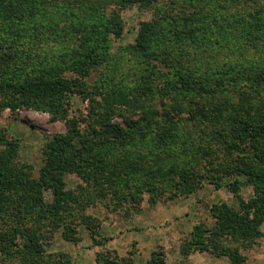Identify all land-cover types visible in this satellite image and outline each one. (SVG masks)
<instances>
[{
    "label": "trees",
    "instance_id": "16d2710c",
    "mask_svg": "<svg viewBox=\"0 0 264 264\" xmlns=\"http://www.w3.org/2000/svg\"><path fill=\"white\" fill-rule=\"evenodd\" d=\"M158 1L0 0V117L5 110H36L68 126L47 142L37 177L19 160V140L0 134V264H70L68 254L48 250L57 232L77 242L85 225L95 246L107 241L100 237L101 223L85 213L89 206L137 208L146 196L155 206L189 197L205 183L228 187L238 205H213L214 225L194 226L184 256L209 252L245 264L240 247L263 236L264 66L201 72L192 68L195 61H181L174 47L199 40L200 33L211 41L212 35L228 42L236 33L262 40L264 8L246 16L225 13L229 5L264 0H174L182 15L161 8L160 17L142 22L136 43L124 48L143 58L158 59L162 51L171 73L147 68L151 73L135 81L111 74L89 84L116 58L112 37L123 32L117 8ZM52 38L45 56L34 52L37 40ZM74 95L89 101L85 130L70 118ZM71 174L84 183L78 191L67 190ZM245 187L254 192L248 201L239 194ZM132 257L99 251L96 262L136 264ZM166 261L158 250L145 264Z\"/></svg>",
    "mask_w": 264,
    "mask_h": 264
},
{
    "label": "rangeland",
    "instance_id": "374dc122",
    "mask_svg": "<svg viewBox=\"0 0 264 264\" xmlns=\"http://www.w3.org/2000/svg\"><path fill=\"white\" fill-rule=\"evenodd\" d=\"M161 8L182 15L183 8L174 0H159L157 4L146 7L138 4L122 11L117 8L123 32L120 38L112 37L111 54L116 58L95 71L88 78L89 84H95L96 80L98 84L104 76L111 74L135 81L139 75L147 76L151 73L147 68L154 69V72L156 70L161 73L172 72L163 61L160 50L157 52L158 59L131 55L124 50L125 47L136 43L142 22H151L160 17ZM256 8H264V3H256V6L251 3L232 4L228 6L225 16L230 12L246 16L248 11ZM236 34L238 36H228L229 41L224 42L225 40L222 41L220 38L217 40V37L212 35V41L207 40V37L203 40L200 33L199 40L188 39L183 43V47L175 46L174 51L180 56L181 61H195L192 68L201 72L212 73L217 68L224 71L232 68L239 70L247 66L256 69L254 65L264 66V38L250 40L240 33ZM37 42L39 45L34 48V52L45 56L44 52L50 51L55 38ZM161 48L166 49L164 46ZM166 50L169 53V47ZM158 105L160 109V103ZM89 111V101L78 95L71 98L70 118H78L82 130L88 126ZM115 121L122 122V119L116 118ZM67 131V121H53L48 113L36 110L21 109L16 113L5 110L0 117V134L19 140V160L32 167L35 177L39 175L43 165V149L47 142L55 134ZM83 184L78 176L74 174L67 176V190L78 191L79 186ZM239 194L243 200L248 201L254 192L251 187H245ZM46 196L48 200L52 199L50 193ZM216 204L237 207L238 199L228 187L217 190L215 186L205 183L202 189L189 197L162 201L155 206L149 203L147 196L140 207L131 208L126 205L116 211L98 202L89 206L85 213L101 223L100 237L107 239L104 246H95L90 231L82 225L79 227L77 242L66 241L62 231H59L52 239L48 250L55 255L68 254L70 264H98L96 254L99 251H110L121 258L133 256L136 264H145L151 259L152 253L158 250L165 252L167 264H232L228 257L219 258L209 252H193L188 257L182 254V247L190 239L195 225L204 223L209 228L214 225L210 209ZM261 231L263 236L254 244L248 248L240 247L245 264H264V224ZM232 245L235 247L237 243Z\"/></svg>",
    "mask_w": 264,
    "mask_h": 264
}]
</instances>
